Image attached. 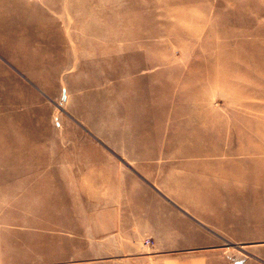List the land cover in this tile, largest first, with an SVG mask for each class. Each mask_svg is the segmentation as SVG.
Here are the masks:
<instances>
[{
  "label": "rangeland",
  "instance_id": "obj_1",
  "mask_svg": "<svg viewBox=\"0 0 264 264\" xmlns=\"http://www.w3.org/2000/svg\"><path fill=\"white\" fill-rule=\"evenodd\" d=\"M185 260L264 264V0H0V264Z\"/></svg>",
  "mask_w": 264,
  "mask_h": 264
},
{
  "label": "crops",
  "instance_id": "obj_2",
  "mask_svg": "<svg viewBox=\"0 0 264 264\" xmlns=\"http://www.w3.org/2000/svg\"><path fill=\"white\" fill-rule=\"evenodd\" d=\"M166 264H195V263L192 261L185 260V261L171 262ZM196 264H199V262L196 261Z\"/></svg>",
  "mask_w": 264,
  "mask_h": 264
},
{
  "label": "bare ground",
  "instance_id": "obj_3",
  "mask_svg": "<svg viewBox=\"0 0 264 264\" xmlns=\"http://www.w3.org/2000/svg\"><path fill=\"white\" fill-rule=\"evenodd\" d=\"M5 5H6V4H5ZM7 5H8V4H7ZM27 6H28V5H27ZM1 7H2V6H1ZM23 7H24V6H23ZM23 7H22V8H23ZM25 7H26V6H25ZM26 8H27V7H26ZM3 9H4V8H3ZM23 10H24V8H23ZM25 13H26V12H25ZM13 17H14V16H13ZM38 17H39V16H38ZM37 21H38V20H37ZM39 21H40V20H39ZM14 26H15V25H14ZM29 40H31V39H29ZM31 41H32V40H31ZM30 44H31V43H30ZM233 162H234V161H233ZM234 165H236L235 162H234ZM2 194H3V193H2ZM5 197H6V196H5Z\"/></svg>",
  "mask_w": 264,
  "mask_h": 264
},
{
  "label": "built area",
  "instance_id": "obj_4",
  "mask_svg": "<svg viewBox=\"0 0 264 264\" xmlns=\"http://www.w3.org/2000/svg\"><path fill=\"white\" fill-rule=\"evenodd\" d=\"M146 243H148V240H147V242Z\"/></svg>",
  "mask_w": 264,
  "mask_h": 264
}]
</instances>
